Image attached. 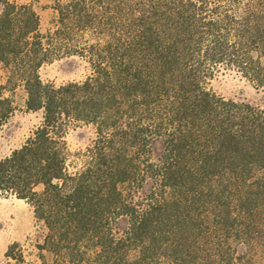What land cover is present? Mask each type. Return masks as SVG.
Here are the masks:
<instances>
[{
  "label": "trees",
  "instance_id": "obj_1",
  "mask_svg": "<svg viewBox=\"0 0 264 264\" xmlns=\"http://www.w3.org/2000/svg\"><path fill=\"white\" fill-rule=\"evenodd\" d=\"M54 7L42 32L33 0H0V129L16 110L7 90L42 112L0 158V196L44 225L39 264H264V109L208 88L221 67L264 88V0ZM69 57L82 80L41 77ZM82 125L94 135L71 152ZM5 257L27 264L17 242Z\"/></svg>",
  "mask_w": 264,
  "mask_h": 264
},
{
  "label": "rangeland",
  "instance_id": "obj_2",
  "mask_svg": "<svg viewBox=\"0 0 264 264\" xmlns=\"http://www.w3.org/2000/svg\"><path fill=\"white\" fill-rule=\"evenodd\" d=\"M34 7L40 17V30L46 32L53 29L57 12L55 4L67 0H33ZM88 73L86 63L69 57L45 64L40 69L44 80L56 84L82 80ZM8 70L0 63V84L7 81ZM208 88L229 99L247 101L264 109V88H255L247 79L235 70L219 68L208 83ZM15 102L16 110L7 123L0 129V158L7 156L19 148L42 120L41 111H28L25 108V91L21 86L7 90ZM90 126L71 127L66 135L69 150L76 152L84 149L93 137ZM159 147H157L155 154ZM46 230L37 220L32 206L14 195L0 196V264H6L5 253L10 244L17 242L24 253L27 264H39L37 243L43 242ZM160 264H167L163 260Z\"/></svg>",
  "mask_w": 264,
  "mask_h": 264
}]
</instances>
